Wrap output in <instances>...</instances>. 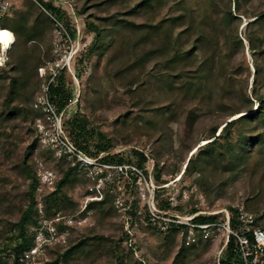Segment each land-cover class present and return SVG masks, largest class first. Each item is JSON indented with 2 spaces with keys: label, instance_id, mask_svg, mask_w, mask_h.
<instances>
[{
  "label": "rangeland",
  "instance_id": "rangeland-1",
  "mask_svg": "<svg viewBox=\"0 0 264 264\" xmlns=\"http://www.w3.org/2000/svg\"><path fill=\"white\" fill-rule=\"evenodd\" d=\"M65 1L71 5L64 8L63 17L71 35L69 47L74 54L61 70L72 91L71 101L60 113L63 132L77 148L64 123L75 114L82 117L92 154L80 151L100 163L101 157L118 154L124 158L120 165L125 168L120 171L110 167L106 171L97 167L88 172L77 166L62 190L77 208L64 215L58 212L50 220L44 218L42 197L52 190L54 179L62 174L63 169L77 163L61 156L56 148L47 147L39 139L36 123L38 119L43 121L45 114L34 107V102L55 71L54 64L60 51L56 49L57 40L47 16L33 1L34 4H27V0H15L3 20L15 26V17L24 14L27 28L14 32V41L8 50L0 47V75L3 76L2 71H7L8 75L15 73L10 64L17 63L26 51L39 57L40 63L35 66L36 58L28 57V80L25 84L19 81L12 90L8 87L10 78L0 77V113L6 97L10 98V108H15L12 115L11 109L5 111V116H9L0 121V193H5L12 204L11 210H5L6 205L4 211L0 210V228L8 218H17L19 203L26 204L21 194L29 179L20 173L22 160L26 157L30 169L36 172L40 181L35 193L37 219L42 222L43 230L57 222L67 230V233L57 230L58 234L50 245L61 244L63 249L69 233L73 236L96 233L114 241L113 247L118 246L117 251L122 253L125 264H136V261L142 264H218L226 254L221 223L227 220V216L236 217L239 212L250 215L252 220L262 216L258 227L264 226V141L249 146L236 168L228 161H235L241 152L235 144L240 131L237 127L222 131L229 135V143L224 136L219 140L224 159L207 162L202 151L204 144L211 140L213 127H216L217 135L225 122L248 112L228 115L232 106L237 103L240 106L242 93L252 99V109L258 104L251 97L253 87L264 95V77L256 70V65L264 69V51L252 54L245 38L246 24L252 17L237 13V0H230L231 12L239 16L231 29L234 30L238 23L236 32L241 38V47L236 44V39L229 41L222 70L218 69L220 58L216 54L214 71L206 82L212 90L211 97L192 98L184 82L164 83L153 76L158 68H163L166 59L174 58L183 49L168 45L162 29L159 34L144 38L142 32L130 24L156 22L169 14L181 13L182 10L174 4L176 0H160L136 9L132 5L138 0ZM186 2L196 16L195 23L200 17L211 16L222 30L219 19L228 9L227 0ZM239 3L241 11L247 15L264 10V0H239ZM88 21L100 25L106 37L105 46L98 45L91 58H87L86 49L94 34L87 29ZM185 25L189 22L177 29ZM11 26L8 29L12 30ZM197 28V25L188 26L182 36L184 44L191 42ZM220 39L223 43L222 35ZM241 109L248 110V107ZM189 111L196 112L191 125L187 121ZM260 129L264 130V123H260ZM99 133L103 137L100 138ZM106 141H110L113 147L96 153L94 145ZM194 148L196 151L191 154ZM135 149L147 156L142 168L136 165ZM5 152L7 156H3ZM190 156L202 165V170L192 175L183 174L184 164ZM14 165H17L15 170ZM131 166H137L142 175H134ZM99 168L105 175L101 179L94 174ZM157 172L160 180L155 178ZM259 190V196L255 197ZM105 191L111 194V202L101 210L82 211L87 202L100 198ZM165 201L169 202L170 208H160ZM149 208L159 216L155 224L147 222ZM134 209L138 218L129 214ZM192 209L196 211L192 212ZM196 215H214L216 224L200 230L187 225V229L170 231L168 218L190 222ZM57 216H61L58 221ZM31 228L36 233L41 229L40 225ZM6 240V237L0 239V244ZM130 247L132 256L128 251ZM49 259L46 254L38 255L34 264H44ZM66 264L118 263L106 252V246H100L88 255L74 254Z\"/></svg>",
  "mask_w": 264,
  "mask_h": 264
},
{
  "label": "trees",
  "instance_id": "trees-1",
  "mask_svg": "<svg viewBox=\"0 0 264 264\" xmlns=\"http://www.w3.org/2000/svg\"><path fill=\"white\" fill-rule=\"evenodd\" d=\"M29 3L34 4L31 0H27ZM160 0H138L133 8H138L144 4L151 6L154 2ZM228 9L220 17V25H222V30H219L218 23L211 16L200 17L198 18V23H195L196 16L190 12L186 0H176L174 2L177 9H181L182 12L178 14H169L159 21L152 20L148 22H143L136 24L130 22L132 26L140 30L143 34L141 37L147 38L154 36L155 33H158L161 29L165 35L167 44H171L175 47H180L183 49L177 53L174 58L166 59L167 62L164 64L163 68H158L157 71L153 74L155 78H160L164 83H173L175 81H182L187 84L188 93L192 98H201L211 97V88L206 86L207 78L214 71V60L216 54H218L219 63L218 69H223V59L226 57L227 45L232 39H236V44L241 47V38L237 35L236 27L234 30L231 29L233 23L239 20V16L234 15L230 10V0H227ZM47 6L51 7L50 3H47ZM235 8L237 13L243 14L247 17H252V20L247 22L245 38L247 39L252 54H261L264 51V10L258 11L252 14H246L245 11H241L239 0L235 3ZM58 11V10H57ZM8 13V12H7ZM7 13L0 18V25L4 28H8L10 22L3 20ZM186 22H189V25L181 27ZM15 26L12 27V31L18 32V29L27 28V19L24 14H18L14 20ZM37 25V21L34 22ZM222 23V24H221ZM197 25V30L194 37L191 39L189 44H184L182 36L188 30V26ZM87 29L90 32H93L94 37L91 40L89 47H87V58H91L98 45L103 47L105 46V38L103 34V28L95 24L93 21H88ZM159 34V33H158ZM222 35L223 43L220 42V36ZM103 37V39H102ZM101 40V42H100ZM100 42V43H99ZM184 45V46H183ZM207 47V48H206ZM151 52V51H150ZM101 53V52H100ZM100 53H98L100 55ZM148 54V53H147ZM145 53V55H147ZM28 57L36 58L35 66L40 63L39 57L35 56L33 53H22L20 55L19 61L17 63H11V71L15 73L8 75L7 71H2L3 76L10 78L9 90L21 81L25 84V81L28 80L27 74V64L26 61ZM82 58V57H81ZM256 70L258 73H261V76L264 77V69L256 65ZM49 98L57 106L58 110H62L67 104L71 101L72 91L67 85V82L64 78L63 73H59L54 77V80L48 84ZM206 97V98H205ZM258 104L254 109H252V99L242 93V101L240 106L237 103L232 106L228 112L229 116H232L237 113L245 112L239 116L230 119L225 122L221 127L217 135H215L216 127H213L210 132V139L204 144L202 151L205 154L207 162H210L212 159L221 158L224 159L223 152L219 145V140L221 137H225L226 141L229 143V135L227 133H222L225 128L231 129L232 127H237L239 131V138L236 140V143L240 149V155H238L235 161H228L230 166L236 168L241 163L244 158V152L252 146L253 143L264 141V130H258L260 123H264V95H261L257 88L254 86L252 89V95ZM243 106L248 107V110H242ZM10 98L6 97L3 101V110L0 113V121L6 119L9 115L5 116V111L10 110ZM11 115L15 113V108L12 107ZM4 116V118H3ZM196 116V112L189 111L187 121L191 125L193 117ZM65 129H67L69 137L73 140L74 144L77 146V149L82 150L86 154L91 153L90 139L89 134L85 128L82 117L74 115L65 120L64 123ZM69 125V126H68ZM69 128V129H68ZM1 134V133H0ZM99 137H103L99 133ZM113 145L110 141L104 143H96L94 148L96 153L101 151H106L112 148ZM201 147V146H199ZM233 149L234 146L231 145ZM5 152L3 156H7ZM133 154L137 157L136 165L140 168L143 167L144 162L147 160V156L144 152L139 150H133ZM66 157L65 155H61ZM104 163L114 162L117 164H122L124 158L118 154L105 155L100 159ZM23 168L20 170V173L29 179L28 184L26 185L24 191H22L21 196L26 200V204L22 205L19 203L18 210L19 214L16 219L8 218L7 223L2 225L0 228V239L6 237L7 240L1 245L0 244V264H26V262L19 261V256L26 250H29L35 245V235L36 231L32 230V226H39L40 222L38 221V209L36 202V190L40 185L39 178L36 175V172L30 169L27 158L25 157L22 160ZM13 169H17V165L13 166ZM202 170V165H200L196 159L190 156L186 161L185 167L183 168L182 173L192 175L198 170ZM77 170V165L68 166L66 169L62 170V174L54 179L52 190L47 192L46 195L42 197L43 203V213L44 218L50 220L58 212H63L68 214L72 211H75L77 204L74 203L66 193H63V187L67 181L71 179V176L75 174ZM157 180H160V173H156ZM165 183V181H162ZM159 191V190H157ZM261 190L255 195L258 197ZM112 196L108 191H105L99 199H91L85 205V208L82 210L84 213L89 212L92 209L101 210L104 205H107L111 202ZM10 200L6 197L5 193H0V210H3L4 205L7 207L5 210H11L12 204ZM136 209V205L134 207ZM162 209L170 208L169 202H164L160 205ZM130 211L129 214L135 218L139 216L136 214V210ZM195 209H192V212H195ZM146 218V216H145ZM147 219V218H146ZM262 216H256L252 221V226H258ZM216 216L214 215H196L192 218V222L197 224L211 223L215 222ZM147 222L149 223L148 219ZM234 222V219L232 220ZM57 230L64 231L61 223H54ZM262 226V225H261ZM264 229V226L261 227ZM178 229H187L185 224L173 223L170 227V231L174 232ZM193 229L200 230V227L195 226ZM121 240V238H120ZM112 239L103 234H83L82 236H73L70 233L66 237L65 246L61 249V244L50 245L44 244L43 253L50 256V259L44 262V264H60V263H69L73 259L74 254H91L98 250L100 246H106V252L109 253L112 257L116 259V263L125 264L122 253L117 249L118 246L113 247ZM132 247L128 249L129 254L132 256ZM136 264H142L140 261H136ZM218 264H239L238 257L233 250L232 239H230L226 246V254L224 257L218 260Z\"/></svg>",
  "mask_w": 264,
  "mask_h": 264
},
{
  "label": "built area",
  "instance_id": "built-area-1",
  "mask_svg": "<svg viewBox=\"0 0 264 264\" xmlns=\"http://www.w3.org/2000/svg\"><path fill=\"white\" fill-rule=\"evenodd\" d=\"M15 0H0V18L6 14L12 7ZM33 1L39 9L47 16L52 28L54 37L57 40L55 44L57 51H60L59 57L55 61V71L49 76V79L44 85L42 93L37 97L34 102V107L39 108L45 114L43 121L37 120L36 128L39 134L40 141L47 147L56 148L60 153L66 157L71 158L77 163L79 168H83L88 172H93L91 169L101 167L106 169L110 167H116L118 170L122 171L125 165H108L107 163L96 162L95 160L88 157L85 153L77 149L72 142L65 136L62 128V123L60 122L61 110H58L57 106L49 98L48 84L54 80V77L61 72V70L68 65V61L72 58L74 54L71 47H69V42L71 41V35L68 31L67 25L65 23L63 14L65 13L64 8L70 7V3L65 0H31ZM47 3L51 4V7L47 6ZM58 10V11H57ZM1 28L9 31L14 41V33L8 28ZM43 70V68H40ZM99 168L98 171H94L96 178L101 179L104 173L101 172L102 169ZM132 173L136 176L142 175L140 169L136 166H131ZM50 183H52L50 181ZM99 199V198H94ZM148 221L155 224L158 222L159 216L154 212L152 208L148 209ZM61 216H57L56 221L59 220ZM234 219V222L232 220ZM169 220V226L173 223L190 225L192 228L198 226L208 227L210 225L216 224V222L197 224L188 221H181L179 219ZM252 217L250 215H245L242 212L237 213L236 217L227 216V220L221 223V229L224 232V245L232 239L233 250L235 251L239 264H264V229L258 226H252ZM65 222L68 223L66 220ZM41 229L37 231L35 235V245L29 250L24 251L19 256V261L34 264L35 258L43 253L44 244L52 243L56 234H58L55 226L50 225L43 230V224L40 222ZM67 230L61 233H67Z\"/></svg>",
  "mask_w": 264,
  "mask_h": 264
},
{
  "label": "bare ground",
  "instance_id": "bare-ground-1",
  "mask_svg": "<svg viewBox=\"0 0 264 264\" xmlns=\"http://www.w3.org/2000/svg\"><path fill=\"white\" fill-rule=\"evenodd\" d=\"M12 43H13V37L11 36L9 31L0 27V47L1 49L8 50L11 47ZM195 151H196V148H194L191 151V154L194 153ZM185 164H184V167H185Z\"/></svg>",
  "mask_w": 264,
  "mask_h": 264
}]
</instances>
